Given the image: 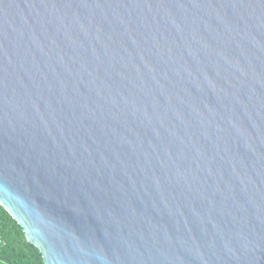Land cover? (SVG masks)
Instances as JSON below:
<instances>
[{"label":"water","instance_id":"obj_1","mask_svg":"<svg viewBox=\"0 0 264 264\" xmlns=\"http://www.w3.org/2000/svg\"><path fill=\"white\" fill-rule=\"evenodd\" d=\"M0 205L44 264H264V0H0Z\"/></svg>","mask_w":264,"mask_h":264},{"label":"trees","instance_id":"obj_2","mask_svg":"<svg viewBox=\"0 0 264 264\" xmlns=\"http://www.w3.org/2000/svg\"><path fill=\"white\" fill-rule=\"evenodd\" d=\"M0 264H44L39 249L27 241L23 228L1 205Z\"/></svg>","mask_w":264,"mask_h":264}]
</instances>
